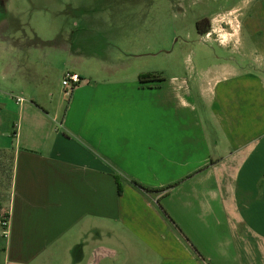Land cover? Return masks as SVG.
Segmentation results:
<instances>
[{
	"label": "crops",
	"instance_id": "1",
	"mask_svg": "<svg viewBox=\"0 0 264 264\" xmlns=\"http://www.w3.org/2000/svg\"><path fill=\"white\" fill-rule=\"evenodd\" d=\"M230 15L233 57L203 72L192 67L141 81L120 76L123 65L116 64L84 78L76 71L84 62L73 54L64 74H78L80 83L68 107L50 117L32 96L24 139L16 121L23 122L26 106L17 112L0 91L5 264H129L142 257L143 264H206L187 241V253L175 245L178 221L161 199L181 200L180 193L199 218L219 202L233 219L234 238H250V250L264 255V6ZM139 199L158 207L157 222L166 219L171 233L150 227ZM121 227L136 240L133 256Z\"/></svg>",
	"mask_w": 264,
	"mask_h": 264
},
{
	"label": "rangeland",
	"instance_id": "2",
	"mask_svg": "<svg viewBox=\"0 0 264 264\" xmlns=\"http://www.w3.org/2000/svg\"><path fill=\"white\" fill-rule=\"evenodd\" d=\"M256 3L264 6V0H0V91L16 103L17 112L26 106L23 122L16 121L21 139L27 135V103L31 104L32 96L50 117L56 107L62 114L68 107L70 97L65 96L62 79L64 71L72 68L73 54L84 62L76 69L84 78L101 75L116 64L123 65L118 73L128 79L146 74L182 75L192 67L203 72L233 57L230 34L235 21L230 10ZM201 21L205 29L209 26L204 36L197 30ZM220 42L229 48L221 49ZM27 66L32 68L30 77ZM18 99L23 103H17ZM146 179L153 180L148 173ZM180 195L181 200L161 199L165 213L170 208L178 221V249L187 253V241L206 264H264V255L250 250V238H234L233 219L219 202H213L208 216L199 218L196 208L187 209V195ZM147 202L139 199L136 205L150 219V227L171 233L166 219L157 222L158 207ZM122 228L132 255L136 240ZM5 247L0 237V264L7 261ZM141 259L129 264H143L145 258ZM32 264H39L38 260Z\"/></svg>",
	"mask_w": 264,
	"mask_h": 264
},
{
	"label": "built area",
	"instance_id": "3",
	"mask_svg": "<svg viewBox=\"0 0 264 264\" xmlns=\"http://www.w3.org/2000/svg\"><path fill=\"white\" fill-rule=\"evenodd\" d=\"M80 83V77L78 74L67 72L64 74L62 79V87L64 89V93L67 97H70L71 93L74 91V89L79 85ZM17 103L21 104L23 103V99H18ZM1 229H2V236L4 238L8 237V219L5 217L3 221L1 222Z\"/></svg>",
	"mask_w": 264,
	"mask_h": 264
},
{
	"label": "trees",
	"instance_id": "4",
	"mask_svg": "<svg viewBox=\"0 0 264 264\" xmlns=\"http://www.w3.org/2000/svg\"><path fill=\"white\" fill-rule=\"evenodd\" d=\"M207 29H208V27L205 29V27L203 26V22L202 21L197 24V30H198V33H199L200 36H204L208 32ZM139 80H141V81H147V80L156 81V80H161V79H160V76H158V75L146 74V75H141L139 77ZM116 180H117V184L119 186V193H120L121 185L119 184L118 178H116ZM133 184L135 186H137L139 189L143 190V191H150V189L144 188L143 186H141L137 182H133Z\"/></svg>",
	"mask_w": 264,
	"mask_h": 264
},
{
	"label": "flooded vegetation",
	"instance_id": "5",
	"mask_svg": "<svg viewBox=\"0 0 264 264\" xmlns=\"http://www.w3.org/2000/svg\"><path fill=\"white\" fill-rule=\"evenodd\" d=\"M209 27V26H208Z\"/></svg>",
	"mask_w": 264,
	"mask_h": 264
}]
</instances>
